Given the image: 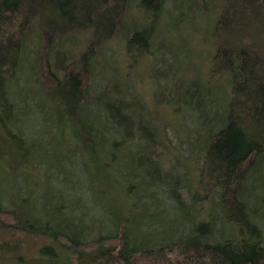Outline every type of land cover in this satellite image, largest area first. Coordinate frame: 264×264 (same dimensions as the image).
I'll list each match as a JSON object with an SVG mask.
<instances>
[{
  "label": "rangeland",
  "instance_id": "374dc122",
  "mask_svg": "<svg viewBox=\"0 0 264 264\" xmlns=\"http://www.w3.org/2000/svg\"><path fill=\"white\" fill-rule=\"evenodd\" d=\"M140 1L132 0V16L125 27L101 46L92 42L98 33L93 25L89 38L77 32L64 45L51 43L57 34L51 35L48 25L56 19L47 8L36 11L39 28L36 21L29 20L21 32L19 46L26 52L19 54L25 63L8 82L18 115L6 125L0 124V208L13 209L30 220L33 228L27 233L11 227L12 222L0 225V264H100L84 250L82 254L70 251V262L65 257L68 252L52 237L56 231L92 241L119 230L130 235L131 241L147 245L172 242L175 230L180 242V238H188L194 224L210 222L206 229L215 242L220 235H228L229 220L220 207L210 203L218 199L210 191L215 188L210 170L204 168V175L201 171L209 137L227 124L234 79L213 58L218 47L230 44V36L234 34L240 42L241 35L247 34L242 43L257 46V60L263 63L258 67L264 75V36L260 42L251 34L254 29L239 27L234 33L230 30L236 28L233 23L219 26L227 0H164L165 16L155 18L150 45L141 49L138 42L126 48V37L138 30L134 26L143 23L150 28L149 17L156 16L154 8L142 7ZM233 3L239 15L245 12L240 0ZM23 21L21 18L19 24ZM58 53L62 61L57 59ZM96 55L99 58L92 66ZM70 73L78 75L83 84L81 98L73 99L71 105L88 97L86 104L72 109V117L59 106L63 100L71 102L70 87L50 94ZM109 102L115 104L112 110L107 108ZM118 103L130 105L126 107L130 116ZM103 112H111L115 119L107 122ZM61 114L67 121H60ZM127 117L133 123L126 122V130L118 129L114 120L122 122ZM142 122L148 128L145 136L140 130ZM149 126L155 130L153 141L148 138ZM82 128H91L92 147L75 136ZM107 129L109 135L103 138L95 134ZM20 134L30 140L27 145L19 144ZM108 136L115 142L114 151L98 159L101 138L108 140ZM27 159L30 164H25ZM249 164L252 162L245 169L252 168ZM253 169L245 196L256 206L264 201V155ZM73 211L79 212L77 218ZM146 221L153 227L162 225L154 231L138 227ZM50 248L63 257L55 260Z\"/></svg>",
  "mask_w": 264,
  "mask_h": 264
},
{
  "label": "trees",
  "instance_id": "16d2710c",
  "mask_svg": "<svg viewBox=\"0 0 264 264\" xmlns=\"http://www.w3.org/2000/svg\"><path fill=\"white\" fill-rule=\"evenodd\" d=\"M157 1L158 3H156ZM163 1H140V6L154 8L155 11H152V13H155L156 16L151 15L149 17L151 29L143 26V23L138 25L133 20L134 25L137 24L134 29L138 30L135 35L129 38L126 37V48H130L131 44H137L138 42L137 45H140L141 49L150 45L156 31L155 18H159L161 15L165 16L166 11ZM240 1L244 4L243 8L246 6L244 8L245 12L243 11L239 15V12H235L237 9L235 10L233 0H227L226 8H223L217 24L219 26L228 24V27H230V24L233 23L236 28L230 27V30L234 33L235 29L239 27L247 30L254 29L255 32L251 30V34L258 37L257 40L261 42L264 36V0ZM131 4L132 0H0V124L6 125L11 117L15 118L18 115L17 105L11 101L8 82L16 77L22 63H25V57L19 54H23V52L25 54L26 52V48L23 49L22 47L21 49L19 46L22 44L20 35L23 29L25 30V26L27 28L29 20L36 21V26L39 28L41 22L36 13L38 9L47 8L56 19L54 22L49 21L48 25L50 29L52 28L49 33L51 35L57 34L49 40L51 43L57 41L64 45L69 37L77 36V32L83 33L86 38H89V31L93 28L91 27L93 25L98 33H96L97 38L95 37V41L92 42L101 46L110 37L118 35V32L125 27L124 25L127 24L126 19L132 16ZM249 5L252 8H248ZM21 18L24 21L19 24ZM33 31L35 30L33 29ZM33 31L30 33L31 36L34 35ZM16 32L18 33L17 38L15 37ZM246 36L247 34L241 35L240 42H237L233 34V36H230V44L216 49L214 62L218 67L220 66V69L224 67L225 70L234 75L233 87L229 106L227 107V124L209 137L206 151L202 153L205 157L204 160L202 159L201 171L204 175V168L210 170L211 178H209L212 181V186H215L210 191L213 195L217 194L218 198L215 202L210 200V203H215L220 207L229 220L228 235L224 236L221 233L222 235L217 239L219 241L215 242L211 230L206 229L211 225L210 222L194 224L187 233L188 238H180V242L176 241L175 236H178L179 231L175 230L172 242L168 243V241L160 239L161 242L151 241L147 245L138 240L131 241L130 235H126L124 231L121 233L119 230L114 235H101L92 241H83L85 237L77 239L72 235L56 231L52 237L68 252L66 256L64 255L65 257L69 258L70 253L73 252L79 254L84 252L90 256V259L97 260V263L100 264L103 262L105 264H264V201H261L260 205L254 206L251 205L249 198L245 196V184L251 173H253V167L264 155V75L258 67L261 68L263 63L261 60H257L256 54H259L257 46L242 43V39ZM28 41L24 42V47H27ZM97 56L92 57V66L95 64L94 59L99 58ZM62 58L63 56L59 57L58 53L57 59L62 61ZM65 85L70 87L67 91L72 100L69 103L63 100L59 103V106L64 107V110H68L69 117H72V109L79 104H86L88 97L85 96L81 102L71 105L73 99L77 101L83 93V84L78 75L73 73L61 79L57 86L50 91V94L58 92ZM89 90L88 87L86 94L90 92ZM122 91L124 90L122 89ZM114 105L109 102L107 108L112 110ZM119 106L125 115L130 116L126 110V107H130V105L119 104ZM110 113L109 115L107 112L101 113L102 118L107 122L115 119ZM61 116L60 121H67L63 114ZM114 121H116L120 130H126L127 123H133L131 117H127L126 120L123 119L124 122ZM141 124L140 128L142 129L140 130L145 136L144 131H147L148 128L144 127L143 122ZM149 127L151 128V126ZM158 128L160 129V127H157L159 131ZM154 131L151 128L152 133L149 132L150 137L148 138L151 141H153L151 137L154 136ZM109 132L108 129L105 132L99 130V133L95 131V134H99L103 138L109 135ZM92 134L91 128H82L75 136L82 139L87 147H92V145H95V138ZM18 137L17 140L21 146L27 145L30 141L24 134H20ZM102 138L100 143L102 150L100 154L98 153L100 158L97 157L101 160L105 155L111 154L115 147V142H112L111 137L104 141H102ZM117 143L121 144L120 146L125 145V142L120 143L117 141ZM25 152L28 153V151ZM46 155H43V158ZM249 161L254 165L249 164L248 167L251 166L252 168L245 169ZM25 164H30L29 160H25ZM207 165H210L211 168H208ZM199 208L201 212V207ZM205 210L203 209V213ZM77 213L79 212L73 211L71 214L77 218ZM29 215L35 217L31 213ZM23 217L13 209L0 208V225L6 227L13 223V226L10 225L11 227L28 233L33 227L30 220ZM148 220L152 223L155 222L150 217H148ZM150 224L146 221L144 226L139 225L138 227L142 230L145 228L148 231H154L156 226L162 225V223H159L153 227ZM148 226H151V228ZM34 230L36 231V228ZM136 235L138 234L136 233ZM49 250L52 251V257L55 260L59 259L60 256L63 257L56 248H50ZM69 261L72 262L71 257Z\"/></svg>",
  "mask_w": 264,
  "mask_h": 264
}]
</instances>
